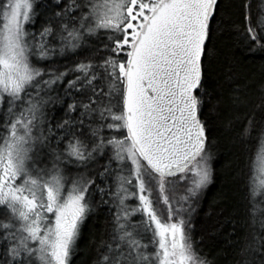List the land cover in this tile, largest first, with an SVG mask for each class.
<instances>
[{
    "label": "snow or ice",
    "instance_id": "1",
    "mask_svg": "<svg viewBox=\"0 0 264 264\" xmlns=\"http://www.w3.org/2000/svg\"><path fill=\"white\" fill-rule=\"evenodd\" d=\"M52 2L37 27V0H0V264H72L102 206L95 264H214L192 216L215 173L204 108L219 0ZM241 8L264 57V11ZM230 83L264 114V74ZM247 119L240 137L259 144L231 264H264V120Z\"/></svg>",
    "mask_w": 264,
    "mask_h": 264
},
{
    "label": "trees",
    "instance_id": "2",
    "mask_svg": "<svg viewBox=\"0 0 264 264\" xmlns=\"http://www.w3.org/2000/svg\"><path fill=\"white\" fill-rule=\"evenodd\" d=\"M250 5L253 18L264 11V0H219V26L213 37L207 62L206 86L208 100L204 115L209 123L210 138L216 144L213 182L205 189L193 216L192 236L201 255L214 264H231L234 222L239 230L245 220V183L250 159L255 157L259 141L253 136L240 137L243 126L251 117L253 124L264 120V114L252 103L233 101L232 84L235 77L251 85L264 74V57L249 54L244 33L242 3ZM40 15L36 26L43 21L52 0H37ZM75 56L65 54L54 60L57 65L70 63ZM229 73H232L230 75ZM70 78V77H69ZM254 99V97H250ZM57 109L61 106L57 105ZM59 110L56 117H62ZM109 213L106 206L94 211L84 222L72 264H95L96 242L104 234Z\"/></svg>",
    "mask_w": 264,
    "mask_h": 264
},
{
    "label": "rangeland",
    "instance_id": "3",
    "mask_svg": "<svg viewBox=\"0 0 264 264\" xmlns=\"http://www.w3.org/2000/svg\"><path fill=\"white\" fill-rule=\"evenodd\" d=\"M196 209H197V207H196ZM196 211V210H195ZM194 214H195V212L193 213V216H194ZM193 216H192V221H193Z\"/></svg>",
    "mask_w": 264,
    "mask_h": 264
}]
</instances>
